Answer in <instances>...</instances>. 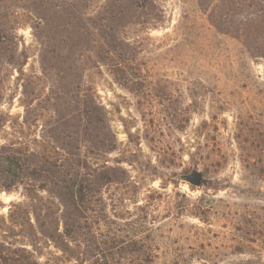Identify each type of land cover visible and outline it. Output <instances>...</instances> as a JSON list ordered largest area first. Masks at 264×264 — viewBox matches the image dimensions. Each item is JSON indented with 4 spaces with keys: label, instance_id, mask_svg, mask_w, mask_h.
<instances>
[{
    "label": "rangeland",
    "instance_id": "1",
    "mask_svg": "<svg viewBox=\"0 0 264 264\" xmlns=\"http://www.w3.org/2000/svg\"><path fill=\"white\" fill-rule=\"evenodd\" d=\"M138 1L44 3L49 41L82 45L91 62L94 31L112 27L144 68L90 76L106 124L96 162L125 171L96 194V216L146 238L156 257L144 264H264V0ZM18 33L25 69L40 70L32 21ZM6 84L0 111L20 115ZM19 197L0 193V216Z\"/></svg>",
    "mask_w": 264,
    "mask_h": 264
},
{
    "label": "trees",
    "instance_id": "2",
    "mask_svg": "<svg viewBox=\"0 0 264 264\" xmlns=\"http://www.w3.org/2000/svg\"><path fill=\"white\" fill-rule=\"evenodd\" d=\"M44 3L0 0V104L12 78L7 98L17 97L22 108L20 115L0 111V193H20L0 216V264L149 263L156 254L146 238L121 235L119 224L110 234L96 216V194L104 184L121 183L125 171L96 162L94 126L106 124L90 82L102 68L129 81L143 65L112 27L94 31L91 62L82 45L49 41L42 34ZM30 21L38 71L25 69L29 48L18 33Z\"/></svg>",
    "mask_w": 264,
    "mask_h": 264
},
{
    "label": "water",
    "instance_id": "3",
    "mask_svg": "<svg viewBox=\"0 0 264 264\" xmlns=\"http://www.w3.org/2000/svg\"><path fill=\"white\" fill-rule=\"evenodd\" d=\"M185 178L193 185H199L201 179V173L193 170L189 174L185 175Z\"/></svg>",
    "mask_w": 264,
    "mask_h": 264
}]
</instances>
